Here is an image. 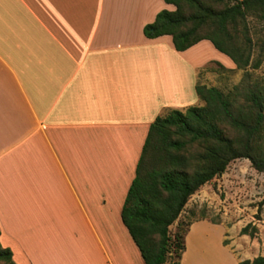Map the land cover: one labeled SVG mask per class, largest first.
Segmentation results:
<instances>
[{
  "label": "crops",
  "instance_id": "1",
  "mask_svg": "<svg viewBox=\"0 0 264 264\" xmlns=\"http://www.w3.org/2000/svg\"><path fill=\"white\" fill-rule=\"evenodd\" d=\"M162 9L174 6L0 0V245L13 264H143L120 209L148 126L200 104L208 63L234 66L206 39L177 51L145 37Z\"/></svg>",
  "mask_w": 264,
  "mask_h": 264
},
{
  "label": "trees",
  "instance_id": "2",
  "mask_svg": "<svg viewBox=\"0 0 264 264\" xmlns=\"http://www.w3.org/2000/svg\"><path fill=\"white\" fill-rule=\"evenodd\" d=\"M163 1L174 9L158 11L143 26L145 37L167 34L177 51L206 39L235 69L259 66L264 39L253 41L249 21L264 24V0ZM255 46L259 48L253 57ZM205 70L212 68L206 65L201 71ZM194 90L200 104L167 109L149 124L122 202L120 219L143 264L180 263L191 221H178L174 231L169 227L188 198L221 174L230 161L245 158L264 173L263 89L233 85L224 92L196 82ZM0 264H13L10 250L1 245ZM236 264H264V256Z\"/></svg>",
  "mask_w": 264,
  "mask_h": 264
},
{
  "label": "rangeland",
  "instance_id": "3",
  "mask_svg": "<svg viewBox=\"0 0 264 264\" xmlns=\"http://www.w3.org/2000/svg\"><path fill=\"white\" fill-rule=\"evenodd\" d=\"M249 25L253 41H262L264 24L250 20ZM258 48L254 47L253 57ZM261 49L264 50L263 45ZM207 65L212 70L202 71L198 82L204 80L206 85L224 92L231 90L233 85H257L264 91V56L254 69L227 68L216 63ZM187 220L206 222L194 224L187 231L182 264H230L233 259L235 263L256 255L264 256V173L256 171L245 158L230 161L221 174L204 183L188 198L177 220L170 225V231L175 230L178 221L185 223ZM242 228L246 229L245 233L240 232Z\"/></svg>",
  "mask_w": 264,
  "mask_h": 264
}]
</instances>
